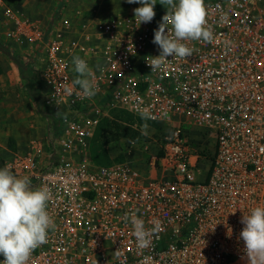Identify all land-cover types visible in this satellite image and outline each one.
I'll return each instance as SVG.
<instances>
[{
  "label": "built area",
  "instance_id": "1",
  "mask_svg": "<svg viewBox=\"0 0 264 264\" xmlns=\"http://www.w3.org/2000/svg\"><path fill=\"white\" fill-rule=\"evenodd\" d=\"M140 6L44 26L0 0L2 38L28 60L59 126L8 163L52 193L55 228L28 264H248L241 217L264 205V0H205L214 41L185 42L190 57L154 72L147 59L160 53L152 41L167 9L138 26ZM76 55L93 69L91 99L72 86ZM105 108L148 111L143 120L172 128L100 165L91 148ZM132 212L146 228L160 224L146 248L124 219Z\"/></svg>",
  "mask_w": 264,
  "mask_h": 264
},
{
  "label": "clouds",
  "instance_id": "2",
  "mask_svg": "<svg viewBox=\"0 0 264 264\" xmlns=\"http://www.w3.org/2000/svg\"><path fill=\"white\" fill-rule=\"evenodd\" d=\"M127 3L141 5L134 9L138 26L155 17L157 0H127ZM159 3L167 12L154 31L152 42L159 47L160 53L147 59L152 72L160 69L169 56L179 60L190 57L193 49L185 42L214 41L212 28L207 22L205 0H159ZM72 63L77 74L72 86H79L81 98L91 99L98 91L93 69L78 55L73 57ZM66 91L71 93V88ZM141 117L150 119L151 114L143 111ZM146 129L145 124L143 135H147ZM51 198L52 193L46 185L33 187L30 178L14 174L10 164L0 168V255L4 257L0 264H28L32 252L47 242L49 230L55 228V221L48 211ZM124 219L133 227L138 248L148 247L152 236L160 229L159 223L146 228L144 220L135 212L126 213ZM240 222L244 225L240 238L244 241L248 264H264V205L251 208Z\"/></svg>",
  "mask_w": 264,
  "mask_h": 264
},
{
  "label": "rangeland",
  "instance_id": "3",
  "mask_svg": "<svg viewBox=\"0 0 264 264\" xmlns=\"http://www.w3.org/2000/svg\"><path fill=\"white\" fill-rule=\"evenodd\" d=\"M6 4L17 5L23 12L42 25H49L54 18L75 20L83 14L106 17L118 12H127L137 3L127 0H3ZM159 0L154 7L159 6ZM0 30V41L6 44ZM8 51L25 66L22 71L7 51L0 49V168L18 153L27 152L32 144L43 140L50 129L58 130L56 117L41 104L31 101L25 91L27 81H31L30 64L14 53L10 45ZM147 125V135L142 128ZM171 125L150 124L121 109L105 108L96 128L91 155L100 165H110L125 161L126 146L129 141L149 143L159 142L162 131ZM139 163L143 161L137 159ZM138 165V163H137Z\"/></svg>",
  "mask_w": 264,
  "mask_h": 264
},
{
  "label": "trees",
  "instance_id": "4",
  "mask_svg": "<svg viewBox=\"0 0 264 264\" xmlns=\"http://www.w3.org/2000/svg\"><path fill=\"white\" fill-rule=\"evenodd\" d=\"M0 49L7 51L8 55L10 56V58L16 62V64L19 66V68L24 71L25 70V66L24 64L13 54H11L8 51V48L6 46V44H4L2 41H0ZM25 91L29 97V99L33 102H35L37 104L38 107L41 106L42 101H41V97H40V92H39V86L36 85V83L33 80H29L27 81L26 85H25ZM141 119V118H140ZM147 122V121H146ZM149 123V122H148Z\"/></svg>",
  "mask_w": 264,
  "mask_h": 264
}]
</instances>
